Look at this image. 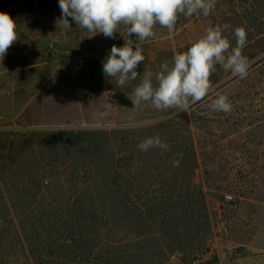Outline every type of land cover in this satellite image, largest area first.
Segmentation results:
<instances>
[{
    "label": "rangeland",
    "instance_id": "rangeland-1",
    "mask_svg": "<svg viewBox=\"0 0 264 264\" xmlns=\"http://www.w3.org/2000/svg\"><path fill=\"white\" fill-rule=\"evenodd\" d=\"M247 5L246 0H216L208 17L181 15L174 33L157 26L156 37L142 43L146 60L136 71L140 75L151 71L155 83L160 65L186 51L207 28L224 24L231 30L244 28ZM0 12L19 24V39L0 60V191L5 195L0 197V208L13 201V193L6 192L14 188L10 174L39 175L38 162L44 166L53 162L46 136L32 138V133L115 132L111 144L84 143L74 146L71 155L81 158L92 153L94 159L105 161L124 156L132 187L159 203L165 191L179 196L174 199L178 205L193 209L198 199L188 190L200 188L209 228L199 251L204 264H264V88L256 83L262 68L257 62L264 55L249 62L245 79L230 83L231 77L224 79L212 92L219 85L224 88L191 105L188 112L159 111L150 101L134 108L129 96L139 78L121 88L103 73L112 45L122 47L126 34L123 38L116 33L114 39L94 35L78 28L71 17V29H65L57 25L58 0H0ZM130 38L136 41L135 34ZM238 83L247 90H236ZM217 93L240 102L229 114L214 112L208 104ZM123 135L127 145L120 141ZM155 136L162 142L174 138L179 144L168 152L137 148L140 141ZM24 140L30 143L22 148ZM51 168L46 166L45 171ZM14 202L21 205L17 199ZM177 258L172 257L171 263L177 264Z\"/></svg>",
    "mask_w": 264,
    "mask_h": 264
},
{
    "label": "trees",
    "instance_id": "trees-1",
    "mask_svg": "<svg viewBox=\"0 0 264 264\" xmlns=\"http://www.w3.org/2000/svg\"><path fill=\"white\" fill-rule=\"evenodd\" d=\"M246 2L247 43L242 53L251 62L264 55V0ZM233 32H227V37L235 46ZM257 63L262 68L257 71L256 83L264 88V58ZM228 77L229 83L238 79L217 65L210 77L212 86ZM247 87L239 83L234 86L242 91ZM222 88L224 85H219L209 95ZM229 101L232 105L240 102ZM116 135L90 131L32 133V138L46 136L53 155V162L46 166L53 168L45 171L46 166L38 162L42 170L39 175H9L14 188L6 192L13 193V201L0 208V264H172V257H178L177 264H204L199 251L206 244L209 228L200 188L191 185L188 190L190 197L198 199L193 209L178 205L174 199L179 196L165 191L159 203L147 199L144 190L132 187L129 161L124 156L105 161L98 156L94 159L92 153L81 158L71 155L74 146L111 144ZM126 137H120L124 144ZM26 140L22 148L30 143ZM165 143L170 148L179 144L174 138ZM80 164L84 168L78 170ZM63 166L68 170L62 171ZM186 175L183 172L182 178ZM0 197L5 199L4 191Z\"/></svg>",
    "mask_w": 264,
    "mask_h": 264
},
{
    "label": "clouds",
    "instance_id": "clouds-1",
    "mask_svg": "<svg viewBox=\"0 0 264 264\" xmlns=\"http://www.w3.org/2000/svg\"><path fill=\"white\" fill-rule=\"evenodd\" d=\"M61 18L57 25L71 29L69 17L78 28L105 38H115L120 33L124 38L122 47L112 45L103 61L105 77L115 78L117 87H124L139 78L129 96L134 108L151 102L154 109L168 111L177 109L188 112L191 105L202 101L212 92L210 77L219 65L226 73L240 80L249 74L250 64L242 50L247 43V32L236 27L233 35L235 46L224 35L231 31L228 24L209 27L186 51L174 54L171 61L160 65L153 73L144 70L140 75L136 69L146 60L142 43L155 38L157 26L168 32L176 31L179 17L194 15L208 17L216 7V0H58ZM19 24L8 13L0 12V60L19 39ZM135 34L136 41L130 37ZM92 35V36H94ZM91 36V37H92ZM89 37V38H91ZM208 108L214 112L231 113L233 105L227 95L215 94ZM140 151L159 148L170 151V145L159 136L148 137L137 144Z\"/></svg>",
    "mask_w": 264,
    "mask_h": 264
},
{
    "label": "built area",
    "instance_id": "built-area-1",
    "mask_svg": "<svg viewBox=\"0 0 264 264\" xmlns=\"http://www.w3.org/2000/svg\"><path fill=\"white\" fill-rule=\"evenodd\" d=\"M226 198L230 199V198H231V196H230V195H226Z\"/></svg>",
    "mask_w": 264,
    "mask_h": 264
}]
</instances>
